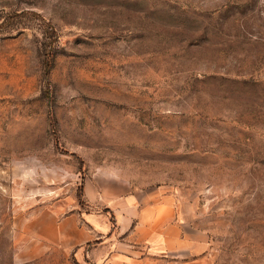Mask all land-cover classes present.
Returning a JSON list of instances; mask_svg holds the SVG:
<instances>
[{"label":"rangeland","instance_id":"rangeland-1","mask_svg":"<svg viewBox=\"0 0 264 264\" xmlns=\"http://www.w3.org/2000/svg\"><path fill=\"white\" fill-rule=\"evenodd\" d=\"M0 264H264V0H0Z\"/></svg>","mask_w":264,"mask_h":264},{"label":"crops","instance_id":"crops-1","mask_svg":"<svg viewBox=\"0 0 264 264\" xmlns=\"http://www.w3.org/2000/svg\"><path fill=\"white\" fill-rule=\"evenodd\" d=\"M132 199H135V196L132 195L131 196ZM160 199H163V202L159 203V202H154L149 204V207H147V209H155L158 213L159 211H161L165 206H169L171 204V198L168 197V196H165V197H161ZM151 202V201H150ZM140 205H139V202L137 201L136 204L133 206V208L131 209V216H132V222L131 224L133 223V219L135 218L136 216V211L140 212ZM109 210V209H108ZM111 213H112V218L114 220V225L115 227H117V220H116V214H115V210L111 209L109 210ZM140 214V213H139ZM171 213H167L165 216H170ZM170 227L171 228H174V230H177L178 229V226L177 224H170ZM175 232V231H173Z\"/></svg>","mask_w":264,"mask_h":264},{"label":"trees","instance_id":"trees-1","mask_svg":"<svg viewBox=\"0 0 264 264\" xmlns=\"http://www.w3.org/2000/svg\"><path fill=\"white\" fill-rule=\"evenodd\" d=\"M84 194H85V190H84V187H83V189H82V195L84 196Z\"/></svg>","mask_w":264,"mask_h":264}]
</instances>
